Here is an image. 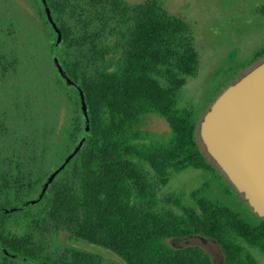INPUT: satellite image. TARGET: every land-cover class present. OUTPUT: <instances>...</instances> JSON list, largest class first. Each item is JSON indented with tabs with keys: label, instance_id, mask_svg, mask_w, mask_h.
<instances>
[{
	"label": "trees",
	"instance_id": "obj_1",
	"mask_svg": "<svg viewBox=\"0 0 264 264\" xmlns=\"http://www.w3.org/2000/svg\"><path fill=\"white\" fill-rule=\"evenodd\" d=\"M1 1L11 10L0 14V79L19 64L21 36L39 41L53 72L65 143L57 164L34 185L25 184L19 159L8 169L0 163V264H111L77 241L107 250L121 264H213L199 246L169 244L196 236L215 241L224 264H259L253 251L264 256V219L250 207L245 218L199 189L191 193L194 208L178 197L167 201L177 213L160 206L143 168L163 185L172 173L203 171L227 196L243 198L200 140L205 114L177 109L175 72L193 76L198 68L183 22L156 4L86 0L76 10L75 0H45L54 28L43 0H19L35 11V24L21 5ZM165 74L173 79L167 86L160 80ZM151 115L167 123L168 141H154L146 130Z\"/></svg>",
	"mask_w": 264,
	"mask_h": 264
},
{
	"label": "rangeland",
	"instance_id": "obj_2",
	"mask_svg": "<svg viewBox=\"0 0 264 264\" xmlns=\"http://www.w3.org/2000/svg\"><path fill=\"white\" fill-rule=\"evenodd\" d=\"M123 1L130 6L156 4L183 22L186 36L197 56L198 68L193 76H180L175 72L179 84V111L201 117L227 87L264 61V56L258 59L255 56L264 50V0ZM84 2L86 0H75V9L81 8ZM0 3V14L8 16L10 6L1 0ZM8 3L15 7L21 5L35 24V11L19 0H8ZM6 42L10 46L8 50L13 48L12 42ZM39 43L21 36L19 64L10 71L6 81L0 79V163L8 169L19 159L26 176L25 184L30 182L33 185L57 164L65 143L61 130L63 113L57 109L52 87L53 72L47 66ZM171 79L169 74H165L160 80L167 86ZM1 123L6 125L5 129ZM145 128L154 135V141H168L170 138L167 123L155 115L147 117ZM143 168L155 185L161 207L180 213L177 207L167 204L169 199L178 197L185 206L194 208L191 193L202 189L203 194L212 200L249 218L247 211L250 209L245 200L241 196H227L219 180L206 172L189 168L179 174L172 173L167 185H163L146 165L143 164ZM37 186L41 188L40 183ZM61 242L70 245L67 236L61 237ZM169 244L176 248L199 246L210 255L213 264H224L222 251L213 240L196 236L169 241ZM75 245L104 256L111 264H121L103 248L82 241L75 242ZM253 254L259 264H264V256L260 252L253 251Z\"/></svg>",
	"mask_w": 264,
	"mask_h": 264
},
{
	"label": "water",
	"instance_id": "obj_3",
	"mask_svg": "<svg viewBox=\"0 0 264 264\" xmlns=\"http://www.w3.org/2000/svg\"><path fill=\"white\" fill-rule=\"evenodd\" d=\"M43 4L56 28L45 0ZM58 70L73 85L60 66ZM81 99L86 110L82 93ZM199 137L237 193L264 219V61L218 96L203 116Z\"/></svg>",
	"mask_w": 264,
	"mask_h": 264
}]
</instances>
